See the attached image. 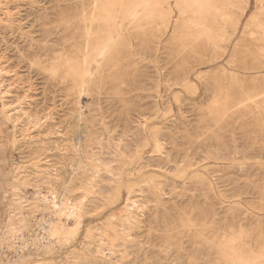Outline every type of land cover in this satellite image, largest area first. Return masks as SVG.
Here are the masks:
<instances>
[{"label": "rangeland", "instance_id": "obj_1", "mask_svg": "<svg viewBox=\"0 0 264 264\" xmlns=\"http://www.w3.org/2000/svg\"><path fill=\"white\" fill-rule=\"evenodd\" d=\"M209 3L0 0V264L264 263V0Z\"/></svg>", "mask_w": 264, "mask_h": 264}, {"label": "bare ground", "instance_id": "obj_2", "mask_svg": "<svg viewBox=\"0 0 264 264\" xmlns=\"http://www.w3.org/2000/svg\"><path fill=\"white\" fill-rule=\"evenodd\" d=\"M170 0H162V4H164V3H166V2H169ZM179 0H177V2H178ZM185 2H186V0H184ZM84 2V1H83ZM87 2V1H86ZM147 2V1H146ZM183 2V1H182ZM192 2L194 3V6L196 7V9H197V11L200 13V11L202 10V8H203V5H204V3H205V5H210V3H209V0H192ZM96 4V3H95ZM85 5V4H84ZM186 5V4H185ZM112 11V10H111ZM262 11V10H261ZM88 12H89V10H88ZM136 13V12H135ZM87 14V13H86ZM132 14V13H131ZM139 14V13H138ZM85 15V14H84ZM130 15V14H129ZM86 16V15H85ZM84 16V17H85ZM82 17V16H81ZM92 17V16H91ZM136 17V16H135ZM133 18V17H132ZM85 19V18H84ZM221 19V18H220ZM130 20V19H129ZM135 20V19H134ZM223 20V19H222ZM131 22V21H130ZM216 22V21H215ZM133 23V22H132ZM232 24V23H231ZM86 26H87V24H86ZM85 28H87V27H85ZM207 30V29H206ZM210 31H211V29H210ZM74 32H76V31H74ZM99 32V31H98ZM119 32V31H118ZM208 32V31H207ZM213 32V31H212ZM218 33V32H217ZM113 34V33H112ZM111 34V35H112ZM110 35V36H111ZM76 36V35H75ZM99 38V37H98ZM74 39V38H73ZM78 39V38H77ZM112 41V40H111ZM116 42V41H115ZM118 43V42H117ZM90 44V43H89ZM98 44V43H97ZM92 47V46H91ZM86 48V47H85ZM108 48V47H107ZM107 48H105L104 49V51H102L100 54L102 55V57H103V54L106 52V50H107ZM76 49V48H75ZM90 49V48H89ZM77 50V49H76ZM87 50L88 49H86V53H88L87 52ZM77 52V51H76ZM108 52V51H107ZM78 53V52H77ZM106 54H108V53H106ZM114 53H111L106 59H105V61L104 62H102L99 58H97L96 56L92 59V60H89L88 62H87V66H83V67H77L74 71H73V75H74V78H73V81L75 82V84H83L84 85V87H87L88 85H89V83L91 82V77H90V75H93L92 73H93V69H99V67L101 66V67H107L108 65H109V63L110 62H112L113 61V59H112V57L114 56L113 55ZM96 55V54H95ZM99 55V54H98ZM97 55V56H98ZM100 56V55H99ZM107 56V55H106ZM101 57V56H100ZM85 59V58H84ZM102 59V58H101ZM103 60V59H102ZM81 61H82V59H81ZM80 61V62H81ZM84 61V60H83ZM79 62V61H78ZM81 63H83V62H81ZM55 68V67H54ZM74 68V67H73ZM93 78V77H92ZM94 79V78H93ZM92 82H94V80H92ZM95 83V82H94ZM91 84H93V83H91ZM2 93V91H1V83H0V94ZM1 98V97H0ZM3 98V97H2ZM2 101V100H1ZM3 105H4V103H3ZM9 115V114H8ZM7 119H9V118H7ZM9 121V120H8ZM13 136V135H12ZM12 139V138H11ZM70 176V175H69ZM69 178V177H68ZM64 199V198H63ZM49 201V200H48ZM59 205V204H58ZM62 205V204H61ZM66 207V206H65ZM127 207V206H126ZM57 209H58V207H57ZM62 209V208H61ZM57 212V211H56ZM59 212H60V210H59ZM129 212V211H128ZM77 217V216H76ZM13 220V219H12ZM75 225H76V227H75V230H76V228H78L80 225H81V220L79 219V217H78V219L75 221ZM51 228V227H50ZM62 228L63 227H61V224H52V228L51 229H53L54 231H56V232H60L61 230H62ZM49 231V230H48ZM73 232H74V230H73ZM57 233V234H58ZM53 234V233H52ZM56 234V235H57ZM66 235V234H65ZM53 236H55V235H53ZM57 237H59V236H57ZM56 238V237H55ZM101 238V237H100ZM61 239V238H60ZM51 242V241H50ZM23 245V244H22ZM238 250V249H237ZM241 252H242V250H240ZM230 253H232V252H230ZM239 255V254H238ZM240 255H241V253H240ZM249 256V255H248ZM239 257V256H238ZM242 257V256H241ZM241 257H240V259H241ZM251 259V258H250ZM235 259H233V261H234ZM243 260V259H242ZM239 261V260H238ZM243 262V261H242ZM245 262V261H244ZM237 263V262H236ZM235 263V264H236ZM257 263V262H256ZM233 264V263H232ZM259 264V263H258ZM262 264H264V263H262Z\"/></svg>", "mask_w": 264, "mask_h": 264}]
</instances>
